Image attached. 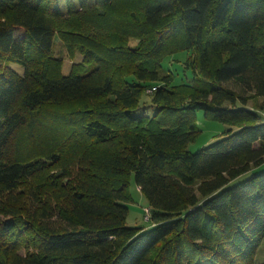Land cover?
Segmentation results:
<instances>
[{"label":"trees","instance_id":"obj_1","mask_svg":"<svg viewBox=\"0 0 264 264\" xmlns=\"http://www.w3.org/2000/svg\"><path fill=\"white\" fill-rule=\"evenodd\" d=\"M65 3L0 0V264H256L264 0Z\"/></svg>","mask_w":264,"mask_h":264},{"label":"rangeland","instance_id":"obj_2","mask_svg":"<svg viewBox=\"0 0 264 264\" xmlns=\"http://www.w3.org/2000/svg\"><path fill=\"white\" fill-rule=\"evenodd\" d=\"M58 4L60 6V9L63 12L67 10L65 0H58ZM16 36L17 38H22L24 36V32L22 30H17ZM57 51L59 52L61 56L65 58L64 74L68 75L71 62L67 59L66 51L60 42L57 43ZM76 60L79 61L81 60V58L78 56ZM174 61L175 59L173 58L172 60L168 62V64H173ZM182 61H184V58L182 59ZM12 67L16 71L22 73V69L19 66L12 65ZM170 68H171V71H173L174 73L177 72L183 81L190 82L189 80L191 78H189L187 74L182 72L180 65L173 66ZM88 69H89V66L86 67L85 72H87ZM198 118H199V127L201 131V135L198 141L194 145L190 146V151H192L193 153L198 152L203 147L212 145L219 138L222 137L224 132L228 130V127H226L223 124H219V123L207 120L204 117V114L202 112L198 113ZM130 193L132 195L133 202L129 204V214L127 218L128 226L129 227H146V228L149 227L150 224L147 221L150 218V209H149V206L147 205L146 199L143 197V195L140 192V189H138L134 183H132L130 187ZM147 209H149V214L146 213ZM256 264H264V243L261 245L260 250L258 252V255L256 258Z\"/></svg>","mask_w":264,"mask_h":264},{"label":"built area","instance_id":"obj_3","mask_svg":"<svg viewBox=\"0 0 264 264\" xmlns=\"http://www.w3.org/2000/svg\"><path fill=\"white\" fill-rule=\"evenodd\" d=\"M155 90V89H154ZM146 213L149 214V209L146 210Z\"/></svg>","mask_w":264,"mask_h":264}]
</instances>
